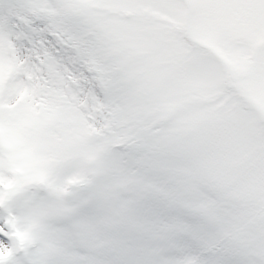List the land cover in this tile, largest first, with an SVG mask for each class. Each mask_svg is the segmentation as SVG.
<instances>
[{
  "label": "snow or ice",
  "instance_id": "1",
  "mask_svg": "<svg viewBox=\"0 0 264 264\" xmlns=\"http://www.w3.org/2000/svg\"><path fill=\"white\" fill-rule=\"evenodd\" d=\"M158 7L0 0V264H264V0H165L195 43L151 67L113 42L104 10L132 27ZM192 63L221 81L229 115L259 125L251 155L209 161L195 138L161 146L121 134L129 81ZM53 97L101 130L102 160L70 149L36 163L37 113Z\"/></svg>",
  "mask_w": 264,
  "mask_h": 264
},
{
  "label": "rangeland",
  "instance_id": "2",
  "mask_svg": "<svg viewBox=\"0 0 264 264\" xmlns=\"http://www.w3.org/2000/svg\"><path fill=\"white\" fill-rule=\"evenodd\" d=\"M164 2L159 0L161 7L139 15L132 27L127 16L104 10L111 18L113 42L128 47L140 62L151 67L159 66L172 45L193 43L185 22L170 15ZM4 47L10 49L11 45L4 42ZM223 97L221 81L203 73L194 63L180 76L150 72L129 81L120 132L161 146L195 138L209 161L218 155L249 156L260 144L259 125L234 119L226 111ZM37 116L34 147L35 161L40 165H48L54 155L70 149L93 163L102 160L108 151L107 143L96 142L103 135L101 130L85 125L68 111H60L55 97Z\"/></svg>",
  "mask_w": 264,
  "mask_h": 264
},
{
  "label": "water",
  "instance_id": "3",
  "mask_svg": "<svg viewBox=\"0 0 264 264\" xmlns=\"http://www.w3.org/2000/svg\"><path fill=\"white\" fill-rule=\"evenodd\" d=\"M211 50V49H210ZM214 53H216L219 57H222L218 52H214ZM245 97H247V96H245ZM248 98V97H247ZM248 100H249V98H248ZM257 109L259 110V106L257 105Z\"/></svg>",
  "mask_w": 264,
  "mask_h": 264
}]
</instances>
